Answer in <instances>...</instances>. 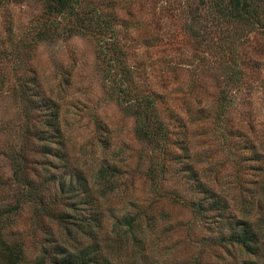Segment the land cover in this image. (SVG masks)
<instances>
[{
    "label": "rangeland",
    "instance_id": "1",
    "mask_svg": "<svg viewBox=\"0 0 264 264\" xmlns=\"http://www.w3.org/2000/svg\"><path fill=\"white\" fill-rule=\"evenodd\" d=\"M168 1L173 2L112 0L117 39L130 51L123 64L135 70L128 107L115 95L112 78L105 77L110 39L100 42L99 34L89 30L41 35L51 28L41 0H0V209L22 204L6 231L24 240L26 264L35 263L42 246H50L51 233L57 240L67 234L59 219L63 204H69L64 184L83 190L78 171L93 189L102 187L95 181L105 168L115 175L113 186L95 201L103 212L98 240L115 237L118 216L139 213L142 220L135 227L137 238L129 237L124 249L129 257L133 250L141 254L123 260V253L120 258L111 251L107 256L118 264H191L195 258L201 264H264V33L258 25L227 21L210 2L197 9L212 32L207 46L190 34L186 8L175 17L164 9ZM186 1L198 4L181 0V6ZM100 46L107 48L100 52ZM37 85L34 104L27 97L32 93L34 98ZM145 94L154 97V110L170 126L169 135L153 143L138 136L130 109L139 108ZM224 94L231 99L225 120L230 134L216 114ZM50 96L60 110L62 137L52 138L44 129L51 112L41 100ZM175 117L184 120L186 136L176 128ZM181 138L190 156L181 150ZM70 172L74 179H64ZM201 185L226 200L223 219L218 211L195 215L191 202L201 197ZM30 188L36 202L26 198ZM41 200L54 213L39 215L31 204ZM73 214L79 216L76 210ZM85 218L96 227V221ZM240 220L251 221L259 232L256 255L222 239L230 233L229 222ZM137 243L141 247L135 248Z\"/></svg>",
    "mask_w": 264,
    "mask_h": 264
},
{
    "label": "trees",
    "instance_id": "2",
    "mask_svg": "<svg viewBox=\"0 0 264 264\" xmlns=\"http://www.w3.org/2000/svg\"><path fill=\"white\" fill-rule=\"evenodd\" d=\"M41 1L43 3L46 15L49 16L46 23L54 29L52 33L50 32L51 28H47L46 30L41 32V35L43 33H48L50 37H58L62 36L66 32H68L70 35H73L84 34L89 30L99 34L98 38L100 42L102 40L108 41L110 39L111 42L109 41L108 45L112 49L109 56L105 55V61L107 62V67H109L105 68V77L112 78L110 80L112 84L111 86H113V91H115V95H117L119 102H121L122 104L126 103L128 107L131 106L129 105V101H131L132 98V90L130 88L132 87V81L130 80V78L132 77V73H134L135 70L134 67H129L128 65L123 64L125 58L130 55V51L126 50V48L124 47L125 45L120 42L119 38L117 39L118 30L116 27V15L114 13V4L112 0ZM180 1L181 0H173V2L168 1V5L164 9L168 10L175 17H181V9L185 10L186 8V11H188V13H186V16H188L190 19L188 29L190 31V34L194 35L195 38L198 39L199 43L208 46L209 43L213 42L212 32L208 30L206 25L208 19L206 17L204 18V16L199 12L200 8L205 7L206 4L210 2L212 4H215V6L224 13V17L227 19V21L232 19L238 23L258 25L262 28L261 30L264 33V0H198V4L196 7H193V5L188 1H186L184 5L181 6ZM198 5L200 8L198 7ZM198 8L199 10H197ZM60 16L66 18V21L64 23L59 20ZM51 17H54L55 19H51ZM225 37H227V35L223 36L222 39ZM105 47L100 46L99 51L104 52ZM117 67H120L119 71H116ZM235 73L238 74V72ZM235 73L231 72V75H235ZM24 82L29 83L30 81ZM32 82L40 84L37 83L38 81L36 78H34ZM128 83L129 85H127ZM39 87L40 85H37V88H33L34 98H30V95L32 93L28 94L29 98L27 97V101L32 102L33 99L36 100V97H39L36 96ZM27 91L29 93V91L32 90L28 88ZM41 101H43L44 107L50 109L51 112L47 117V122H45V132H48L52 138L57 136L62 137L63 132L61 131V124L59 123L61 114L56 100L52 96H50L45 98L44 100L42 99ZM230 102L231 99L229 97V94H224V96H222L220 101L218 102V109L216 113L217 118L221 122L220 126L228 129L229 134L231 132L232 126L225 124V120L227 119V114L231 107ZM33 103L36 104L37 101H33ZM153 103L154 97L151 94H145L139 98L138 107L142 108L144 104L147 110H145L144 108H137L136 110L130 108L137 120L136 129L138 132V136L142 138V140L150 143H153L155 138L159 135H163L162 137L168 136L170 132V126L168 128L169 124L165 122L160 113L154 110ZM174 122L176 123V128H179L181 133L186 136L187 128H184L186 127L184 125V120L175 117ZM228 126L230 128H227ZM235 136H238L236 132ZM180 140H182L183 143L181 150H183L186 156H190V150L185 141V138H181ZM52 141L54 140L52 139ZM163 147V149L166 150L167 146L163 145ZM165 150H163V153H165ZM73 175L74 172H70L65 176L64 179L68 177L70 179H74V177H72ZM114 175L115 173L111 172L108 168L101 169L95 183L96 185L102 187L93 189L92 185H90V182H88L87 177L77 171L75 176L80 179V183L84 184V189L78 191V189L76 190L74 186H70L68 189H66L64 184L62 193L65 195L66 199H68L69 204L64 203L65 201L63 202L64 210L61 213L59 219L64 222V228H66L67 234L62 233L60 239L57 240L56 236L51 233L52 237L51 235H49V237L46 238L48 243L47 245L50 246H42L40 255L36 258L34 264H111L115 260V257L114 259H111L107 256L108 254H113L111 253V251L117 252V255L120 258L122 257L121 253H123V260L125 258H137L139 256L137 254H141L140 251L133 250L135 254H131L129 257V252L124 250L127 244L130 243L129 241L131 240V238H133L134 240L137 238L135 227L137 225H140L138 221L142 222V220L138 219V217L140 216L139 213H135L133 215L125 213L120 217L118 216V218L116 219L117 224L114 223L112 227V233L116 234L115 237L112 239L108 238L104 243L102 240H98L97 226L100 225L102 219V217L100 216L103 212H101V210H99L98 208H95V201L99 194L103 197L104 195H106L105 189L108 186H113L112 177ZM64 179H61L60 183H63ZM193 181L194 183H197L199 180L197 178H193ZM197 184L200 185L201 182H198ZM200 187H202L199 191L201 197L194 200V202H191L195 215L198 217H205L212 214V212L218 211L219 215L223 219L225 210L227 208V202L224 197L220 196L219 193L213 191L212 189H206L202 185ZM32 192L35 193V191H32V188H30L29 194H26V198L28 201L32 200V202H36V198H33ZM77 195H79L78 198H76ZM36 196H38L37 192L35 197ZM43 202L44 201L41 200L39 201V203L41 204L31 205L34 206V209L37 210L39 215H42L43 213L48 215L50 213H54L52 212L54 210L48 207L46 204H43ZM68 206H70V208L67 209L72 210V212L65 210ZM21 210L22 204H14L0 209L1 264H26L24 257V240L20 239L19 236H12L11 234H9V232L6 231L8 221L12 222V217L15 218L18 213H21ZM75 210L77 215H79L77 211H81L80 215H83V217H81L80 215L76 217L75 214H73V211ZM87 216L96 221V227L94 223L91 225L90 222H87L88 220L87 218H85ZM222 219L220 221H222ZM229 227L230 233L228 232L222 238L224 242L230 244H238L239 246L247 250L248 253H253L254 255L258 254V251L261 250V247L259 246V232L253 228L251 221L240 220L236 221V223H234V221H230ZM123 228L125 229L124 231H122ZM114 240L115 242H113ZM134 247H141V245L140 243H137V245H135ZM102 251L106 252L102 254ZM115 264H118V260H115ZM191 264H201V262L198 258H195L193 261H191ZM243 264L258 263L255 260H247L244 261Z\"/></svg>",
    "mask_w": 264,
    "mask_h": 264
}]
</instances>
